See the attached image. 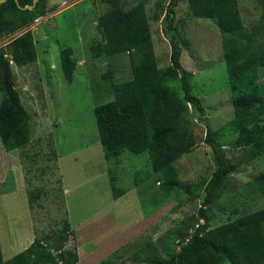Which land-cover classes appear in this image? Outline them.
Here are the masks:
<instances>
[{
	"label": "rangeland",
	"instance_id": "rangeland-1",
	"mask_svg": "<svg viewBox=\"0 0 264 264\" xmlns=\"http://www.w3.org/2000/svg\"><path fill=\"white\" fill-rule=\"evenodd\" d=\"M139 1H146L152 16L157 0H123L124 7ZM169 1L164 0L165 6ZM239 2L245 24L259 23V0ZM188 5L187 1L180 2L176 9L175 25L185 41L181 61L194 73V92L202 98L209 123L216 130L234 117L222 35L213 19L191 15ZM47 8V14L30 26L37 47L35 61L22 66L11 61L15 88L31 117L32 140L25 148L10 152L0 140V214L6 220L16 219L12 223L18 231L16 235L7 229L2 232L1 244L8 251L4 257L23 251L37 237L58 233L65 220L75 229L67 248L79 253L76 264H100L115 250L123 254L113 258L117 264H145V259L157 252L168 257L183 238L170 231L198 215L202 198L189 200L185 189L178 187L151 212L158 200L149 196V203L139 193L157 178L155 173L148 174V154L124 151L118 162L104 157L94 107L115 97L110 79L104 75L114 70L116 81L131 78L127 54L105 59L96 58L91 50L103 39L96 25L109 4L102 0H48ZM151 25L158 65L165 67L170 63L171 50L165 15L158 21L152 19ZM67 47L74 50L78 60L72 82L66 80L61 65V50ZM5 48L9 46L5 44ZM193 114L199 143L176 161L174 168L182 181L196 183L210 177L216 165L204 139L207 126L196 112ZM226 135L223 143L228 158L240 161L242 150L234 149L235 136L231 132ZM242 161L223 200H217L210 209L212 226L232 216L230 207L247 212L264 206V193L248 185L264 171V155ZM108 167L116 170L118 187L127 190L124 195L114 197ZM158 185L153 187L155 194ZM38 188L44 191L36 202L30 205L20 200L30 189ZM11 189L15 191L10 193ZM163 194L160 190V198ZM136 244L145 249L134 257Z\"/></svg>",
	"mask_w": 264,
	"mask_h": 264
},
{
	"label": "trees",
	"instance_id": "trees-1",
	"mask_svg": "<svg viewBox=\"0 0 264 264\" xmlns=\"http://www.w3.org/2000/svg\"><path fill=\"white\" fill-rule=\"evenodd\" d=\"M33 1L0 2V40L25 29L5 43L9 49L0 45V140L7 152L25 148L32 140L31 117L15 88L11 61L22 66L36 59L37 47L30 26L47 14L48 0H39L33 9L22 8ZM102 1L109 8L96 26L104 40L91 46L93 55L106 59L127 54L131 67L129 79L116 81L114 70L104 75L110 79L115 97L94 107L105 159L118 162L124 151L148 154V174L155 173L157 178L147 182L139 193L149 203L150 198L158 200L153 202L151 212L178 187L185 189L189 200L202 198L198 215L170 231L183 237L176 250L165 258L157 252L156 256L146 258L145 264H264V206L247 212L230 207L232 216L217 226L210 224V209L217 200H223L230 178L242 160L264 155V0H259L260 22L250 26L243 20L239 0H170L167 6L164 0H157L152 16L146 1L130 8L124 7L123 0ZM185 1L191 15L213 19L222 35L234 117L216 130L209 123L202 98L194 92V73L181 61L185 41L175 19L178 4ZM162 14L171 48L170 63L165 67L158 65L151 25V20L158 21ZM77 64L71 47L61 50V65L68 82L74 80ZM191 109L207 126L204 139L216 165L210 177L196 183L182 181L174 168L175 162L199 143ZM228 132L235 136L234 149L242 150L240 161L234 162L227 156L223 139ZM108 173L114 197L124 195L127 190L118 187L116 170L108 167ZM157 183L159 189L155 194L153 187ZM248 185L264 193V171ZM160 190L164 191L161 198ZM43 191L29 190L30 205ZM74 234L70 222L65 220L58 233L35 238L26 249L8 259L0 239V264H76L79 253L67 248L70 235ZM144 249L136 244L134 257ZM122 257L121 251L115 250L100 264H117L113 258Z\"/></svg>",
	"mask_w": 264,
	"mask_h": 264
},
{
	"label": "crops",
	"instance_id": "crops-1",
	"mask_svg": "<svg viewBox=\"0 0 264 264\" xmlns=\"http://www.w3.org/2000/svg\"><path fill=\"white\" fill-rule=\"evenodd\" d=\"M13 191H15V190H12V192H10V193H13ZM2 195H5V194H2ZM2 195H1V197H2ZM27 196H28V194H25L24 198H22L20 200L27 201V203L29 204L30 202H29V198ZM9 205H10V203H9ZM5 210L6 209H3L4 212H5ZM15 220L16 219H13V218L11 220H9L7 218V220H6L5 215H3V213H2V215L0 214V225H1L0 226V239H2V234L4 233V231H6V229L10 232V234H11V231H13L14 235H16V232L15 231H17V229H16L15 225L12 223ZM71 228L74 229L72 226H71ZM74 231H75V229H74ZM20 236H21V232H20ZM2 250H3V253L4 254H6L8 252L3 247H2ZM10 257H12V256H11V254L9 252V256L5 257V259H8Z\"/></svg>",
	"mask_w": 264,
	"mask_h": 264
},
{
	"label": "built area",
	"instance_id": "built-area-1",
	"mask_svg": "<svg viewBox=\"0 0 264 264\" xmlns=\"http://www.w3.org/2000/svg\"><path fill=\"white\" fill-rule=\"evenodd\" d=\"M25 31V29H22V30H20V31H18V32H16V33H14V34H12V35H9V36H7V37H4L2 40H0V45L1 44H5V43H7L11 38H14L15 36H17V35H20L22 32H24ZM5 42V43H4Z\"/></svg>",
	"mask_w": 264,
	"mask_h": 264
},
{
	"label": "water",
	"instance_id": "water-1",
	"mask_svg": "<svg viewBox=\"0 0 264 264\" xmlns=\"http://www.w3.org/2000/svg\"><path fill=\"white\" fill-rule=\"evenodd\" d=\"M4 0H0V2H3ZM39 0H34L33 1V3L32 4H30V5H26L25 7H22V8H24V9H33L35 6H36V4H37V2H38ZM17 2H18V0H17ZM20 6V5H19Z\"/></svg>",
	"mask_w": 264,
	"mask_h": 264
},
{
	"label": "flooded vegetation",
	"instance_id": "flooded-vegetation-1",
	"mask_svg": "<svg viewBox=\"0 0 264 264\" xmlns=\"http://www.w3.org/2000/svg\"><path fill=\"white\" fill-rule=\"evenodd\" d=\"M4 1H5V0H4ZM4 1H3V2H4ZM16 1H17V0H16Z\"/></svg>",
	"mask_w": 264,
	"mask_h": 264
},
{
	"label": "clouds",
	"instance_id": "clouds-1",
	"mask_svg": "<svg viewBox=\"0 0 264 264\" xmlns=\"http://www.w3.org/2000/svg\"><path fill=\"white\" fill-rule=\"evenodd\" d=\"M203 221V220H202Z\"/></svg>",
	"mask_w": 264,
	"mask_h": 264
}]
</instances>
